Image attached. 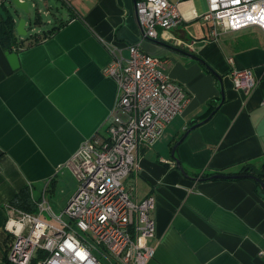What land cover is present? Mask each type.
Returning <instances> with one entry per match:
<instances>
[{
	"label": "crops",
	"instance_id": "crops-1",
	"mask_svg": "<svg viewBox=\"0 0 264 264\" xmlns=\"http://www.w3.org/2000/svg\"><path fill=\"white\" fill-rule=\"evenodd\" d=\"M136 1L57 0L48 28L56 32L32 44L17 34L16 69L0 43V264H11L6 223L17 193L32 188L34 212L45 189L66 186V206L74 194V182L62 185L74 176L64 165L86 139L105 134L117 84L103 69L141 39ZM170 2L181 23L141 45L167 61L187 101L126 179L139 199L156 197V252L147 264H264V189L252 177L210 178L264 165V30L216 37L201 18L207 0ZM233 68L259 79L250 95L234 87Z\"/></svg>",
	"mask_w": 264,
	"mask_h": 264
},
{
	"label": "built area",
	"instance_id": "built-area-1",
	"mask_svg": "<svg viewBox=\"0 0 264 264\" xmlns=\"http://www.w3.org/2000/svg\"><path fill=\"white\" fill-rule=\"evenodd\" d=\"M5 1L11 0H0V7ZM20 1L37 9L36 20L26 22L28 35L42 34L44 30H36L34 23L40 25L42 13L55 16L57 8L51 0H42L44 11L36 0ZM207 2L208 11L201 18L211 24L216 37L221 31L250 26L264 30V0ZM136 15L140 41L129 47L127 58L113 56L103 69L117 84L105 134L86 139L64 165L79 183L67 206L56 214L46 189L36 203L37 212L9 206L7 259L11 264H147L154 258L156 197L139 199L136 186H128L126 179L139 169L141 150L151 146L182 112L187 93L167 75V61L146 52L141 44L158 39L160 32L176 27L183 17L170 0H137ZM229 61L233 63V58ZM230 77L234 87L247 95L259 83L251 68H233ZM44 211L55 222L44 218ZM259 255L264 258V245Z\"/></svg>",
	"mask_w": 264,
	"mask_h": 264
},
{
	"label": "trees",
	"instance_id": "trees-1",
	"mask_svg": "<svg viewBox=\"0 0 264 264\" xmlns=\"http://www.w3.org/2000/svg\"><path fill=\"white\" fill-rule=\"evenodd\" d=\"M66 20L61 18V25ZM59 28L53 27L48 30H44L42 34L35 35L34 37L28 36L25 38H22V40H31L30 44L37 43L39 40L45 39L47 36L52 35L56 30ZM19 36L16 32V23L12 16H8L7 19H4V17L0 14V43L8 50L12 51L15 49L17 51L19 47L23 44L21 40H19ZM251 165L250 163H246L240 167L238 171L231 172L227 174V178L229 179H239L243 177H251L253 174V171L251 169H247V167ZM264 171V165L261 168ZM225 175V174H224ZM262 181H264V175L261 177ZM257 184L259 187H262L260 182L257 181ZM263 188V187H262ZM12 205H15L16 207L23 208L28 211H34L35 204L34 199L32 197L31 188L25 187L22 189L12 200Z\"/></svg>",
	"mask_w": 264,
	"mask_h": 264
},
{
	"label": "rangeland",
	"instance_id": "rangeland-1",
	"mask_svg": "<svg viewBox=\"0 0 264 264\" xmlns=\"http://www.w3.org/2000/svg\"><path fill=\"white\" fill-rule=\"evenodd\" d=\"M36 2H37L38 9H41L43 11L46 9L45 3L42 0H36ZM4 5L7 7V10L9 12V14L13 18L17 19L18 21H19L20 18H25L26 20H32V21L36 20L37 9H36L35 6H33L32 3H31V7H30V12L29 13H26L24 10L17 8L16 6L10 4L9 2H5ZM56 11L57 10H55L54 12H56ZM51 19H54V16L45 15V13H42L41 17H40V25H37L36 23H34V27H36V30L38 29L40 31L47 30L48 28H50L52 26L50 23H48V21L51 20ZM16 27H17V24H16ZM30 33H32V32H30ZM30 33H29V35H27L25 37L30 36ZM25 37H23V38H25ZM65 177H67V179L63 182L62 185H64L68 181H72V182H74L75 188L77 190V188L79 186V183H78L77 179L74 176L73 177L70 176L69 173H67L66 176H64V178ZM62 188L59 187L56 190V192L51 190L50 192H48L46 194V199L49 200V205H51L52 209L56 212V214H60L62 209L66 206L65 202H64L65 199H66V196L63 193L66 192L68 190V188H66V186H62ZM76 190H75V192H76ZM63 199H64V201H63ZM31 212H34V211H31ZM43 217L46 218L50 222H55L52 219V217H51V215L49 214L48 211H44Z\"/></svg>",
	"mask_w": 264,
	"mask_h": 264
},
{
	"label": "water",
	"instance_id": "water-1",
	"mask_svg": "<svg viewBox=\"0 0 264 264\" xmlns=\"http://www.w3.org/2000/svg\"><path fill=\"white\" fill-rule=\"evenodd\" d=\"M5 2H9L10 4L16 6L17 8L24 10L26 13L30 12V7H29L28 2H21L20 0H11V1H5ZM51 2L53 3L54 7L60 8L61 5L58 4L57 0H51ZM64 11H66V10L64 9ZM0 14L4 17V19H7L8 16H11L5 5L0 7ZM13 19H14L15 23H17V27H16L17 34L19 36H22V37L27 36L28 35V30L26 28L27 20L25 18H20L19 21H17V19H15V18H13ZM6 55H7L8 59L11 63V66L13 67V69L18 68L19 67L18 53L16 51L11 52L10 50H8L6 52ZM173 157L176 158L175 157V149L173 150ZM176 162H177V165L179 166V168L183 170L181 162L177 158H176ZM247 169H251L253 171V174L251 175V177L254 178L255 180L259 181L261 186L264 189V181H262V179H261V177L264 175V171L257 168L255 165H249L247 167ZM227 177H228L227 175L216 174V175H212L210 178L214 179V178H227Z\"/></svg>",
	"mask_w": 264,
	"mask_h": 264
}]
</instances>
